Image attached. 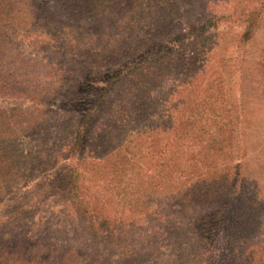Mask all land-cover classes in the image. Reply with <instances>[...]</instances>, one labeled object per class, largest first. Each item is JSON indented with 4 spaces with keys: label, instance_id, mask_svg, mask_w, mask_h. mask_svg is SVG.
I'll list each match as a JSON object with an SVG mask.
<instances>
[{
    "label": "trees",
    "instance_id": "obj_1",
    "mask_svg": "<svg viewBox=\"0 0 264 264\" xmlns=\"http://www.w3.org/2000/svg\"><path fill=\"white\" fill-rule=\"evenodd\" d=\"M213 1L0 0V96L16 101L0 107V264H214L219 205L196 193L213 189L219 169L196 162L215 141L185 148L212 127L218 150L232 148V136H220L224 101L215 104L211 86L199 98L192 84L183 96L165 91L172 81L183 90L184 71L199 75L188 48H203L208 28L229 17L209 12ZM250 1L225 66L243 89L238 49L253 46L264 17V0ZM18 37L41 56L20 52ZM251 63L260 87L264 60ZM185 165L195 180L177 185L170 172ZM249 244L227 264H242Z\"/></svg>",
    "mask_w": 264,
    "mask_h": 264
},
{
    "label": "rangeland",
    "instance_id": "obj_2",
    "mask_svg": "<svg viewBox=\"0 0 264 264\" xmlns=\"http://www.w3.org/2000/svg\"><path fill=\"white\" fill-rule=\"evenodd\" d=\"M247 0H217L213 1V4L209 7V12L215 14V12L226 13L227 18L219 19L216 27L208 28L205 33V39H200L197 45H207V47L188 48V52L194 53L196 58V63L194 69L198 72V76L193 79V75L188 76L187 72H183L182 76L184 79L182 83L183 90L180 89V85L177 81H172V88L166 90L167 92L178 96H183L186 91L189 90L190 84L195 88L192 98H199L202 93L207 89V86H211L213 91H217V95L221 96L220 99L215 104L222 103L218 110H225L223 113L218 111V114L223 115L225 124L228 125L224 131L220 133L225 139L232 136V148L231 146L225 145L222 150H218L219 144L216 142L220 140V137L215 133H211L216 127H212L209 132L206 133V129L203 130L202 142H198L196 139L192 144L187 143L186 150L196 153L195 143L201 149L200 144H204L209 140L214 139L213 147L214 154L211 149L209 152H201L197 156V167L205 171V168L209 166L217 165L219 172L214 176L213 189L211 191H206L201 188L197 191V196L201 197L203 201L212 202L216 199L219 205V209H215L219 212L220 224L219 232L217 234L218 245L216 248L211 250L209 255V261L217 260V264H227L235 252L237 244H240L243 240L249 241V249L245 250L243 261L240 262L246 264V261L252 264H263L264 263V98L261 96L264 93V80L262 79V86L259 87L258 75L256 71L249 68L250 61L253 63L256 58L260 56L264 60V17L262 22V28L258 33V38L254 42L253 46L246 47L245 49H238L241 53V59L244 60L246 68L248 69L243 76L240 78L244 80V89L239 88V80L234 78L232 75L226 72L225 66L231 65L234 62L235 56L234 46H232L233 37L241 31L243 28L242 18L240 17V12L243 9L244 4H249ZM239 2V6L235 3ZM254 5H258L262 0H252L250 1ZM228 3V4H227ZM243 3V4H242ZM223 10V11H222ZM144 38H149V32L145 33ZM143 36V35H142ZM18 50L22 52L25 56L34 58L41 56L39 50L29 43L27 39H19ZM148 44V41H146ZM220 44L219 46L217 44ZM217 45V46H216ZM141 49H137L139 52ZM144 51H148L145 48ZM182 55V54H181ZM184 55V54H183ZM221 56L218 58L217 56ZM237 55V54H236ZM216 63H215V59ZM232 60L228 62V60ZM251 63V64H252ZM192 73V72H191ZM191 79V80H190ZM38 81L37 79H35ZM194 81L193 82L191 81ZM222 88V90H220ZM233 88V89H232ZM86 88L79 87L80 95ZM220 90V91H219ZM165 92V94L167 93ZM157 103L160 101L161 106H166L172 109L174 104V98L168 94L165 98L162 94L158 95ZM176 97V102L179 100ZM165 99L166 102L161 101ZM81 100V99H80ZM13 99H6L0 96V107H12L15 103ZM76 110H81L84 107L81 106L83 103H78ZM164 107V109L166 108ZM152 112L155 114L156 108H151ZM163 114H169L170 110H164ZM75 116V115H74ZM167 117V116H165ZM76 119V117H74ZM217 121V117L214 118ZM220 121V122H222ZM218 123V122H217ZM217 133V132H216ZM176 137L174 133L173 138ZM177 135V139H179ZM190 138V137H189ZM180 143H183L180 140ZM201 146V147H200ZM230 147V148H229ZM206 150V149H205ZM233 150V151H232ZM229 152L230 158L223 161L224 153ZM211 154L215 155L212 156ZM234 156H233V155ZM197 155V154H195ZM216 155H220V161L216 160ZM186 156H183L182 162L189 163L185 161ZM196 159H194V162ZM65 160L63 161V163ZM193 162V163H194ZM194 163V164H196ZM223 164V165H222ZM189 167L179 166L174 168L170 173L175 177L173 181L175 184L182 182L186 185L191 182L193 176L188 175ZM190 174V173H189ZM188 177L190 181L188 180ZM195 180V179H193ZM178 185V184H177ZM209 205V202H207ZM213 204V202L211 203ZM218 208V207H216ZM225 214V215H224ZM258 240L260 244L258 243ZM251 253L259 254L260 262H257V257H254V261L250 260ZM211 257V258H210ZM222 261V263H221ZM254 262V263H253ZM229 264V262H228ZM233 264V261L231 262Z\"/></svg>",
    "mask_w": 264,
    "mask_h": 264
}]
</instances>
